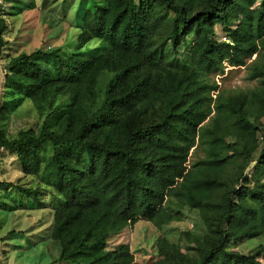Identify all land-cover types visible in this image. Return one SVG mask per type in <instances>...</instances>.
<instances>
[{"label":"trees","instance_id":"1","mask_svg":"<svg viewBox=\"0 0 264 264\" xmlns=\"http://www.w3.org/2000/svg\"><path fill=\"white\" fill-rule=\"evenodd\" d=\"M15 2L18 15L37 12L17 38L38 37L7 56L3 87L45 114L38 130L12 139L0 128V150L63 200L52 234L60 253L51 264H263L262 247L243 255L231 244L264 238V149L244 174L264 117V67L253 73L262 88L219 104L224 123L211 129L202 124L214 87L198 77L224 62L244 67L264 52V0H85L80 24L70 28L35 0ZM217 26L228 41L215 38ZM6 29L0 18V57ZM69 29L75 52L62 56L52 42L65 43ZM91 41L104 49L86 58L80 50ZM197 139H205L208 160L195 171L189 156ZM12 187L0 181V189ZM171 199L197 209L206 233H183L193 255L161 238L156 254L139 263L131 231L139 221L176 220L165 209Z\"/></svg>","mask_w":264,"mask_h":264},{"label":"rangeland","instance_id":"2","mask_svg":"<svg viewBox=\"0 0 264 264\" xmlns=\"http://www.w3.org/2000/svg\"><path fill=\"white\" fill-rule=\"evenodd\" d=\"M100 1L102 3V0H95L96 4ZM35 2L37 9L47 10L53 18L65 21L69 28L70 25L75 26L76 23L79 25L82 20L85 0H35ZM16 7L15 0L11 2L0 0V18L7 27L3 34L7 45L0 57V108L5 113L4 117H0V128L8 139L16 137L22 131L38 130L45 114L40 113L32 100L12 94L3 87L4 75L7 71V56L17 55L23 51L27 43L33 47L38 37V34L34 33L29 38H17L18 30L23 28L25 22L32 21L37 12L26 11L18 15ZM76 10L79 12L78 16L75 14ZM40 19L41 16L38 15L36 21L38 26ZM69 30V37L67 36L65 43L61 45V39L52 42V46H61L58 53L62 56L75 52L77 33L70 36L73 30ZM66 35L67 33L64 36ZM215 38L228 41L220 26L216 27ZM103 49L100 42L91 41L80 50V53L86 58L97 57L102 54ZM171 54L175 57L174 53L171 52ZM186 63L189 62L186 61ZM260 67H264L263 51L247 59L244 67H234L224 62L219 71L199 73V80L214 87L209 92L210 101L207 104L209 115L202 124L203 128L211 129L216 123L219 125L224 123L225 117L223 110H219V104L227 103L230 98L237 95H249L262 88L261 79L253 78L254 69ZM253 120L250 118V121L253 122ZM259 125L258 147L252 154V162L244 170V174L248 177L253 172L258 153L264 149V117L259 119ZM204 143L205 139L201 141L197 139L190 151L189 166L195 171L203 168V162L208 160ZM230 154L228 152L226 158ZM49 155L50 147L47 149L46 157ZM240 160L241 158H236L237 162ZM233 169L232 165L226 168L228 173H232ZM0 181L13 183L17 187L0 189V264H51L60 253L59 244L52 234L55 212L63 206V200L51 188L39 183L35 177L24 175L15 154L11 151L0 150ZM18 188L37 190L39 193L35 198L27 197ZM165 209L176 220L160 226L155 225L154 222L139 221L131 231L130 249L139 263L145 262L143 255L148 257L150 254H156V245L161 238L171 244H180L182 247L186 245L187 253L193 255V245L187 244L182 236L183 233L188 232L198 239L206 233L205 225L197 209H191L185 205L180 206L175 199H171L165 205ZM231 246L243 255L255 252L258 247H262L261 261L264 264V238L232 243Z\"/></svg>","mask_w":264,"mask_h":264}]
</instances>
